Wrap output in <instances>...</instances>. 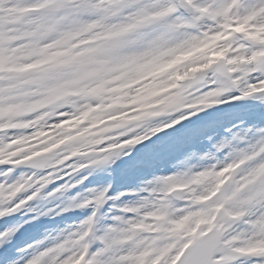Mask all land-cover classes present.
Masks as SVG:
<instances>
[{
    "label": "snow or ice",
    "instance_id": "snow-or-ice-1",
    "mask_svg": "<svg viewBox=\"0 0 264 264\" xmlns=\"http://www.w3.org/2000/svg\"><path fill=\"white\" fill-rule=\"evenodd\" d=\"M0 264H264V0H0Z\"/></svg>",
    "mask_w": 264,
    "mask_h": 264
},
{
    "label": "rangeland",
    "instance_id": "rangeland-1",
    "mask_svg": "<svg viewBox=\"0 0 264 264\" xmlns=\"http://www.w3.org/2000/svg\"><path fill=\"white\" fill-rule=\"evenodd\" d=\"M253 2H255V0H253ZM210 80H217L218 81V83L216 85H210L212 87H216V86H219V81L221 80V78L220 77H217V76H213L211 73H209L208 74V77L206 78V80L204 82L193 84V87L191 89H189L188 91L189 92H193L196 88H203L204 85L206 83H208V81H210ZM232 103H233V105H236V104H242V103H249V104L250 103H260V101L259 100H249V101H244V102L233 101ZM226 107L227 106L226 105H223V104L216 105L214 108L208 109L207 111L211 113V112H215L217 109H221L222 110V109H225ZM199 115L201 117H204L205 116V113L204 112H201V113H199ZM197 163L204 164V163H207V161H199L198 162L196 159H193V160L189 161L187 164H183V163L177 162V168H179L180 170H185L188 166L195 165ZM21 170L22 171H28V169H21ZM21 170H18V171H21ZM172 171H173V169L171 167H166L162 171H157L156 174L157 175H167V174H169ZM148 178L150 179L151 177H148ZM89 179H93V177H89ZM85 183L87 184V181H85ZM96 186L97 185H95V184L89 185V187H96ZM74 190L77 191V189H72L71 191L73 192ZM121 190H123V189H121ZM71 196H73V195H71ZM30 203H32V202H29V206L28 207L29 208L30 207L32 208V204H30ZM24 211L26 212V209ZM26 213H27V215L24 217L25 219H26L27 216H30L31 215L30 212H26ZM41 217H44V216H41ZM101 222H103V221H101ZM25 226H27V225H25ZM60 231H58V230L56 231L55 230L54 231V233H56L55 236H58L60 234ZM46 235H50V234H46ZM46 235H44V236H46ZM55 236H53V237H55Z\"/></svg>",
    "mask_w": 264,
    "mask_h": 264
},
{
    "label": "bare ground",
    "instance_id": "bare-ground-1",
    "mask_svg": "<svg viewBox=\"0 0 264 264\" xmlns=\"http://www.w3.org/2000/svg\"><path fill=\"white\" fill-rule=\"evenodd\" d=\"M34 235H35V234H29V235H27L26 237H27V238H32V237H35Z\"/></svg>",
    "mask_w": 264,
    "mask_h": 264
}]
</instances>
